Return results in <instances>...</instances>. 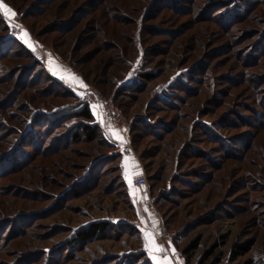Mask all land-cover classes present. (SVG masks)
Instances as JSON below:
<instances>
[{
    "label": "rangeland",
    "instance_id": "374dc122",
    "mask_svg": "<svg viewBox=\"0 0 264 264\" xmlns=\"http://www.w3.org/2000/svg\"><path fill=\"white\" fill-rule=\"evenodd\" d=\"M2 2L0 264H264V0ZM91 87L127 128L84 132Z\"/></svg>",
    "mask_w": 264,
    "mask_h": 264
},
{
    "label": "built area",
    "instance_id": "2783aa9c",
    "mask_svg": "<svg viewBox=\"0 0 264 264\" xmlns=\"http://www.w3.org/2000/svg\"><path fill=\"white\" fill-rule=\"evenodd\" d=\"M78 102L89 103L91 106L98 105L101 106L105 116L108 121L120 130H124L130 125V120L124 110L117 104L114 97L105 96L99 88L91 87L84 94L81 95ZM134 152V147L131 141H127L124 144H118L110 153L127 154L132 155ZM149 181L148 176L141 175L135 178L134 182L137 185L147 184ZM149 206L152 210L155 209V197L151 198L149 201ZM175 233L171 231H166L165 236L161 237V241L165 250L168 253H173V238Z\"/></svg>",
    "mask_w": 264,
    "mask_h": 264
},
{
    "label": "trees",
    "instance_id": "16d2710c",
    "mask_svg": "<svg viewBox=\"0 0 264 264\" xmlns=\"http://www.w3.org/2000/svg\"><path fill=\"white\" fill-rule=\"evenodd\" d=\"M79 106H80L79 108H81V109L79 110V112L77 114L87 118L90 121V122L85 124L86 130H84V129L83 130L85 133H87L89 135V137H92V136L96 135L98 133V131L100 132V129H101L100 125L97 122H95V123L92 122V120L95 119V116H94L95 113L93 111V107L89 103H84V102H81ZM107 226L108 225L106 224V222L102 221V222L97 224L94 231L90 230V228H89V229L83 231L81 234H77V238H79L80 240H86L91 236V234H93V233L98 234L100 231L105 230ZM198 244H199L198 241H194L193 243H191L189 246H187L184 249V252L186 253V255L189 259L192 258L193 252L198 247ZM251 246L252 245L250 242H248V244L246 242L236 244V247L233 250L232 256L230 258V262L227 264H250L248 261H246V262L238 261L237 262L236 260L239 258V256H241L242 254L247 252L251 248ZM211 252H213V251L205 252V254L203 256L204 261L206 260L205 258H208L210 256ZM216 260L217 261H215L212 264H218L221 261L219 256L216 258Z\"/></svg>",
    "mask_w": 264,
    "mask_h": 264
},
{
    "label": "snow or ice",
    "instance_id": "6c2138e0",
    "mask_svg": "<svg viewBox=\"0 0 264 264\" xmlns=\"http://www.w3.org/2000/svg\"><path fill=\"white\" fill-rule=\"evenodd\" d=\"M0 11L3 12V14L5 16H8V17H15L16 13L5 3L2 2V0H0ZM17 27H19L17 25ZM27 32H24V36H27ZM25 43H27V40L25 41ZM29 47H31V45H29ZM61 78H67V79H70L72 80L74 83H80V85L82 87H86V85H83V82L82 81H79L78 78H76L74 75H69L68 77H64L62 76ZM99 107L101 106H98V105H94L93 108L94 109H98ZM117 135V138L119 139H122L121 137H119L118 134ZM129 167L127 161L125 163V168L127 169ZM129 182L131 183V180H129ZM145 239L147 240V247L149 248L150 251H152L153 253L155 252H164L165 249H163L160 245H158L155 241V237L153 236L152 233L150 232H146L145 233ZM173 253L175 252V249H172ZM154 259H156L155 256H153ZM156 264H171V261L168 260V259H156Z\"/></svg>",
    "mask_w": 264,
    "mask_h": 264
},
{
    "label": "crops",
    "instance_id": "0c3cea01",
    "mask_svg": "<svg viewBox=\"0 0 264 264\" xmlns=\"http://www.w3.org/2000/svg\"><path fill=\"white\" fill-rule=\"evenodd\" d=\"M93 109H94V108H93ZM93 111H94V113H95V109H94ZM95 115H96V113H95ZM129 162H130V164H132V165H133V163H134V162L132 163V161H129ZM140 172H141V170H137V171L135 172V174H137L136 177L141 176V173H140ZM131 173H133V170H132V169L128 170V172L126 173V177H130V174H131ZM136 177H135V178H136ZM135 178H134V180H135ZM134 183H135V182H134ZM135 184H136V183H135ZM144 185H145V184H144ZM162 247H163V249H165L163 245H162Z\"/></svg>",
    "mask_w": 264,
    "mask_h": 264
}]
</instances>
